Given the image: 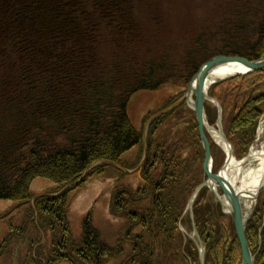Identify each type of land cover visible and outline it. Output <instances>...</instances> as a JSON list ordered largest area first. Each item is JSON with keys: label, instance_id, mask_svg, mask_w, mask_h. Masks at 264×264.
Instances as JSON below:
<instances>
[{"label": "trees", "instance_id": "1", "mask_svg": "<svg viewBox=\"0 0 264 264\" xmlns=\"http://www.w3.org/2000/svg\"><path fill=\"white\" fill-rule=\"evenodd\" d=\"M167 1L0 0V212L10 204L24 212L18 221L8 220L0 264L6 255L11 264H199L193 241L177 227L203 178L201 166L193 172L203 153L192 113L154 119L140 170L145 178L137 187L116 182L110 210L123 220V237L104 246L89 218L79 237L67 221L68 193L107 168L121 176L108 162L138 164L141 132L131 110L139 92L163 90V104L150 105L161 108L184 93L197 68L215 55L264 57V0H216L193 17L179 0ZM210 95L232 112L229 136L248 145L264 110V67L213 84ZM206 113L212 123L214 108L206 106ZM198 196L193 212L205 264H240L232 221L219 228ZM262 206L245 231L255 264H264ZM125 220L132 221L128 228ZM40 232L53 244L41 243ZM24 237L30 242L22 257Z\"/></svg>", "mask_w": 264, "mask_h": 264}, {"label": "rangeland", "instance_id": "2", "mask_svg": "<svg viewBox=\"0 0 264 264\" xmlns=\"http://www.w3.org/2000/svg\"><path fill=\"white\" fill-rule=\"evenodd\" d=\"M213 1H216V0H179L178 2L181 4V6H184V10L182 9L184 11V13H192V14H190V16L193 17V12L195 11V9H202L204 6H205L204 9H205L206 7H208V5H207L208 2H210V4H211ZM170 2L171 1L168 0L167 5ZM166 8H167V6H166ZM177 10H179V9H177ZM207 10L208 9L204 10V12H207ZM177 12H179V11H176L174 13V15L177 14ZM197 12H198V10H197ZM203 15L204 14H200L199 18H201ZM178 18H172V19H177V21H178ZM190 27L192 28V25H190ZM182 28H184V27H182ZM182 28L180 27V29H182ZM185 31H186V28H185ZM191 35L192 34L188 32V36L185 40L182 41V44L185 43L188 39H190ZM253 72H255V71H253ZM250 73H252V72H250ZM250 73H247V74H250ZM247 74H245V75H247ZM189 82H190V79H189ZM189 82H188V84H186V87L184 88L185 89L184 93H182L175 100L167 101V103H165L161 108H157V109L155 107H150V105L154 106V104H156V103H159V105L161 104V102L163 100L161 98L163 96V90L154 91V92H150V93L148 92L145 94H143L144 92L142 93V91L139 92L140 97L136 102L133 103L132 110H131V117L133 118V123H134V125H136L140 128L138 130L141 132L142 147L139 150L138 156H137V158H139L137 160L138 164L135 167L128 168V167H125L121 163H118V162H108L114 168L119 169L121 171L122 175L120 177L123 180L120 183H122L124 185L126 184L129 186H133V187H137L138 185H140L141 180H142V177L140 179V176H143V174L139 172L142 168V166H140V164H142V162L145 163L146 158H147L148 139L150 136L149 135V126H150V123L153 121L155 116L159 117V116H162L165 114H169L170 112L171 113L173 112L174 114L178 113V115H179L182 112H184L186 114L192 113L195 116V119L197 120L195 113L193 112V110H191L190 102L186 103L185 100L183 99L184 94L187 92ZM213 84H215V83H212L209 86H212ZM207 93L209 96H211L210 95V88H209V90H207ZM211 97L215 98L214 96H211ZM190 98L193 100L194 95H191ZM180 99H182V100L178 104H175ZM215 99L218 101L217 98H215ZM218 103L221 107L222 114L225 116L223 124H222V120H221V128L220 129L222 130L225 138L227 139V141L230 144L231 153L227 156L228 152L226 151L225 142L223 141L222 138H221V141L218 138L219 129H218V125L216 124V120H217L216 117L217 116L214 118V121L212 123L208 122V120H207L206 124L208 125V127L205 128L204 130H205L207 138H208L207 140L209 143L210 153H211V156L213 159V161L211 162V169L210 170L213 174L219 173V171L222 168H223V170L227 171L228 160H229V157L231 155V156H233V160L237 164H240V168H241V171L243 173L246 169H248V167L252 168V167H255L257 164L256 160H254L253 158H249L252 150L253 149L258 150V149H262L264 147V110H263L261 116L259 117V119L257 121V124L255 126L254 131L251 133L252 135H248V137L251 136L253 138L252 141L248 145H246L243 141H242V143H244V144L239 143L240 141H237L238 140L237 137H234V136L230 137L229 136V134L227 132V126H228L229 120L231 118L232 112L230 109L227 108L228 110L225 113L224 107L222 106V104L219 101H218ZM206 106L208 108L209 107L214 108V111L217 114V110H216L215 105L212 104V102L205 101L204 102L205 118L207 117ZM147 108L149 111L146 112L144 109H147ZM151 115L154 117H150ZM141 117H142V119H141ZM143 117H146V118L143 120ZM167 119L161 123V126L163 128L168 124L167 122L169 120L167 121ZM197 124H198V122H197ZM197 127H198V125H197ZM162 130H164V129H161V131ZM156 133H158V132H156ZM156 133L154 132V135ZM214 134H215V137H213ZM151 137H152V135H151ZM198 137H199V134H198ZM199 142H200V137H199ZM200 147H201V150L203 153V158L198 159L197 162L195 163L198 165H196V166L194 165L195 166L193 169L194 173L197 172V169H196L197 166L198 167L201 166V169L203 171L205 156H204V150H203L201 144H200ZM244 148H246V149L244 150ZM189 154H191V153H189ZM135 156H136V154L134 155L133 160L135 159ZM188 156H189L190 161H191V155H188ZM126 160H127V163H130L133 161L132 159H128V158ZM101 162H103V161H101V160L96 161L91 166L98 165ZM138 165L140 166L139 169H137ZM90 168L91 167H89L88 170ZM106 170H107V172L104 176H102V175L97 176L96 175V176L92 177L91 179H89L84 184V187H82L80 192L79 191H72V192H70L71 196H68L69 198L67 199V215L70 218V222H71L72 228L74 229L75 235L78 234V232L81 233L80 225H81L82 218L85 215L86 208H91L93 210L92 212H94V217H95L94 224L97 227L102 228V233L104 235H106L107 238H112V236L114 237L116 234V231L114 228V225H115L114 222L116 221V219L112 218L113 216L111 214H114V213L110 210V201H109L110 191H111V189H114V186H115V181L110 179V178H112V174L114 172H116V170H114L113 168L112 169L107 168V169H105V171ZM223 173H224V171H223ZM227 173H229V174L227 175ZM227 173H226L227 176L225 174H223V176L226 178V180L228 181L230 186L233 188V185L231 183L233 171H231V172L228 171ZM198 176L200 177V178L198 177V179L201 180L202 175L201 176L198 175ZM188 179H191V178L188 177ZM204 182H206L207 184L203 185L200 188L199 192L197 193V195L193 201V206H192V215H193L192 218H193V220L191 219L189 211L186 210V206H185L184 211L182 212L181 216L177 219V225H178V223L182 224V227L185 229V232L192 233V231H193L192 221H193L194 226H195L194 212H193L194 208L193 207H194V203H195L198 195L200 196L199 201L201 203L199 205L202 207H207L210 211H212V214H213L212 220H215L216 222L219 223V228L222 225L223 221L225 222V224L228 223V220L232 221V218L230 217V215L226 214L227 208L225 209V207H223L221 205V203L218 201V199L214 196V193L211 190L212 189L211 188L212 187V183H211L212 181L208 180V178L204 175V171H203L202 180L200 181V183H198L193 188L192 192L188 196V200L191 198L195 189L199 185H202ZM236 183H237V185L239 184L238 181ZM203 189L205 191L201 194L200 192ZM214 189L216 190V193L219 195L220 199L225 201V199L223 197V193H222V188L218 185H215ZM43 192H44L43 189L39 190L37 192V196L43 195L44 194ZM49 195H52V196L55 195L56 196L57 194L51 193ZM72 195H73V197H72ZM254 197L255 198H253L252 202L249 203V206L246 207L248 210L245 208L244 202L241 201L242 199L240 200V205H241L244 213L251 212L250 215L252 216L255 208L257 207V204L259 202L261 204H263V206L261 208V210L263 211V222H262V226H263L264 225V177H263V181H262V186L254 194ZM187 204H188V201H187L186 205ZM216 204H218L219 207H217ZM12 207H13V205L10 204L7 207H5V210L0 212V241H2L5 234L7 233L8 220L12 219V221H16V220L18 221L22 217V215H24L23 209H17V208H12ZM220 213H222V215H224V217L221 216ZM251 216H250V218H251ZM92 217H93V215H92ZM219 219H220V222H219ZM117 220H118L117 222H120L119 219H117ZM249 220L250 219L248 218V220L246 222V227H247V223ZM102 222H104L105 224H103ZM232 223H233V221H232ZM121 224L123 225V221L121 222ZM230 224H231V222H230ZM208 227L210 228L209 225H208ZM195 228H196V226H195ZM122 229H123V227H122ZM196 231H197V234L200 236L197 228H196ZM204 232H206V229L204 230ZM181 233L184 234L182 229H181ZM211 233H212V231H211ZM262 240H263L262 237H260V239H259L260 243L262 242ZM203 244H204V242H203ZM194 245H195V243H194ZM195 247H196V245H195ZM204 247L206 249L205 244H204ZM13 248H14V245H13ZM27 249L24 247V249L22 250V252H21L22 254H20L22 257H24L28 253ZM196 249H197V255L199 256L198 248L196 247ZM20 255H18V256H20ZM5 257L6 258L3 259L5 262L4 264H11V262L13 261L12 256L6 255Z\"/></svg>", "mask_w": 264, "mask_h": 264}, {"label": "water", "instance_id": "3", "mask_svg": "<svg viewBox=\"0 0 264 264\" xmlns=\"http://www.w3.org/2000/svg\"><path fill=\"white\" fill-rule=\"evenodd\" d=\"M236 63L238 66L243 67V71L235 72L231 76H237V75H245L247 73L256 71L264 66V57L255 59V60H247L245 58H240L237 56H227V55H215L211 58H209L207 61H205L198 69L196 73H194L190 79L187 92L184 94L183 99L186 103L190 102L191 104V110L196 115L197 122H198V133L201 141L202 148L204 150V166L203 171L208 178V180H211L212 182V192L214 193V196L218 199V201L221 203L225 209L227 208V213L232 218L233 224H234V230L240 245L241 249V264H254V256L251 254L246 236H245V229H246V222L248 218L250 217V212L244 213L241 205V193H238L230 186L226 178L221 176L219 173L213 174L211 172V153L209 148V143L207 140V137L205 136V128L208 127L205 121V113H204V102L209 101L212 102V104L215 105L217 110V117H216V124L218 125L219 133L225 142V145L228 149L227 156L231 153V147L229 142L224 136V133L222 132L221 128V107L218 103V101L209 96L207 93L208 87L210 84L214 83L216 80L210 82V76L212 74V71L220 66H224L228 63ZM223 79V78H220ZM218 79V80H220ZM191 95H194V99L192 100L190 97ZM182 99L178 100V104ZM164 112V111H163ZM159 114V113H158ZM157 114V115H158ZM207 184L204 182L202 185H199L195 191L193 192L191 198L188 200V204L186 206V210L189 211L191 219L193 220L192 215V206L193 201L199 192L200 188ZM218 185L222 188L223 197L225 199L221 200L219 195L216 193V190L214 189V186ZM255 198V197H254ZM242 201V200H241ZM193 225V234H192V240L195 243L196 247L199 251V264H204V247L202 245L201 240L199 239V236L197 234L196 228L194 226V223L192 221Z\"/></svg>", "mask_w": 264, "mask_h": 264}, {"label": "bare ground", "instance_id": "4", "mask_svg": "<svg viewBox=\"0 0 264 264\" xmlns=\"http://www.w3.org/2000/svg\"><path fill=\"white\" fill-rule=\"evenodd\" d=\"M242 58V57H241ZM248 60V59H247ZM252 60V59H251ZM204 63V62H203ZM202 63V64H203ZM201 64V65H202ZM200 65V66H201ZM199 66V67H200ZM199 67L197 68V70L195 71V73L198 71ZM264 67V66H263ZM262 67V68H263ZM261 69V68H260ZM243 67L241 66H238L236 63L232 62V63H228V64H225L224 66H220L216 69H214L212 71V74L210 76V82L216 80L214 83L217 84V83H220L224 80H227L231 77H234V76H231L233 73L235 72H239V71H243ZM237 76H243V75H237ZM192 77V76H191ZM220 78H223V79H220ZM191 79V78H190ZM220 79V80H218ZM211 86L208 87V90ZM204 106V104H203ZM146 112L149 111L148 108L147 109H144ZM155 114V113H154ZM153 115V114H152ZM150 116V117H154V116ZM217 116V114L215 113V117ZM157 118L156 116L154 117V119ZM153 119V120H154ZM224 119H225V116L221 113V120H222V124L224 123ZM205 121L207 123V117L205 118ZM199 134V133H198ZM205 136L207 137L206 135V132H205ZM213 137H215V134L213 135ZM218 138L220 139L221 141V135L220 133L218 134ZM208 139V138H207ZM200 144H201V141H200ZM226 151L228 152V149H227V146H226ZM137 152V151H136ZM131 154H134V152L132 151ZM249 158H253L254 160H256L257 164L255 167H252V168H249L246 169L243 173L241 171V168H240V164H237L234 160H233V156L230 155L229 157V160H228V167H227V171L226 170H223V168L219 171V174L221 176H223V174L226 175V173L228 171H233V174H232V180H231V183L233 185V188L235 189L236 192L238 193H241V199L242 201L244 202V205H245V208L249 206V203L252 202L253 198H254V194L258 191V189L262 186V181H263V177H264V147L262 149H258V150H252V152L250 153V157ZM213 161L212 159V156H211V162ZM143 163L140 164V166H143ZM237 164V165H236ZM140 166L138 165L137 169L140 168ZM224 171V173H223ZM140 172V171H139ZM229 173H227L228 175ZM205 175V173H204ZM226 175V176H227ZM206 176V175H205ZM224 177V176H223ZM225 178V177H224ZM112 180L115 181V184L116 182L118 181H122L123 179L120 177V173L118 172H114L112 174V178H110ZM140 179H141V176H140ZM78 181V180H77ZM142 181V180H141ZM239 182V184L237 185L236 182ZM77 183V182H76ZM75 182L74 183H70V184H67L66 186H64L61 190H59L56 194H59L61 193L62 191L68 189L69 187L73 186L74 184H76ZM74 191H81V190H74ZM112 191L113 189H111L110 191V194H109V198H111V194H112ZM72 192V191H71ZM68 196H71V193H68ZM67 196V199L69 198ZM73 197V195H72ZM67 202V201H66ZM187 206V205H186ZM247 209V208H246ZM248 210V209H247ZM93 210L91 208H86V212H85V215L84 217L82 218V221H81V225H80V231L82 230V226H83V223L85 221L86 218H89L90 219V222H91V227L94 231V233H96L97 235H100V237L102 238V240L105 242L104 243V246L107 245L108 243H111L113 241H115L119 236H124V232L125 229H122L123 225L121 224V222L123 221L122 219H119L120 222H117L118 220L116 219V221L114 222L115 225H114V228H115V231H116V234L115 236L112 238H107L106 235H104L102 233V228L100 227H97L95 224H94V212H92ZM93 215V217H92ZM112 217V216H111ZM113 218V217H112ZM115 219V218H113ZM67 221H68V225H69V230L71 232V234L75 237H79L80 236V232H78V234H74V229L72 228V225H71V222H70V218L68 217L67 215ZM132 221H127L125 220V225L127 227V223H129L131 225ZM103 224H105L104 222H102ZM122 225V226H121ZM139 227H141V225L137 224ZM129 227V226H128ZM127 227V228H128ZM178 227V230L181 231V229L183 230L184 232V235L186 237H189L190 239L192 238V234H193V231L192 233H188V232H185V229L182 227V224L178 223L177 225ZM126 228V229H127ZM142 228V227H141ZM30 229V227L28 228V230ZM136 229H139L138 227ZM114 231V230H113ZM119 233V234H118ZM199 236V235H198ZM40 238H41V243H45V245H50V244H53L52 242L54 241V238H52V236L50 234H44L43 232L41 233L40 232ZM199 239L201 240L200 236H199ZM192 240V239H191ZM193 241V240H192ZM18 242V241H17ZM20 242L23 244V247L19 248V251L21 252L24 247L27 249L28 248V243L30 242L29 239H27L26 237L20 239ZM202 242V245L204 247V244H203V241L201 240ZM19 243V242H18ZM37 246H33V250L36 248ZM28 250V249H27ZM204 250L206 252V249L204 247ZM43 251V250H42ZM44 252V251H43ZM43 252H41V254H43ZM35 254H36V250H35ZM198 263H199V256H198ZM203 263H205V254H204V261ZM43 264V263H42ZM105 264H112V263H105Z\"/></svg>", "mask_w": 264, "mask_h": 264}]
</instances>
